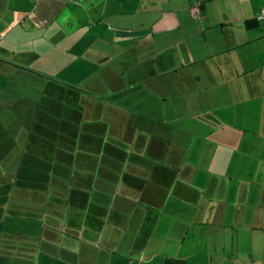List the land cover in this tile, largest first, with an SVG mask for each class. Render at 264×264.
I'll list each match as a JSON object with an SVG mask.
<instances>
[{"label": "crops", "instance_id": "obj_1", "mask_svg": "<svg viewBox=\"0 0 264 264\" xmlns=\"http://www.w3.org/2000/svg\"><path fill=\"white\" fill-rule=\"evenodd\" d=\"M263 9L0 0V264H264Z\"/></svg>", "mask_w": 264, "mask_h": 264}, {"label": "rangeland", "instance_id": "obj_2", "mask_svg": "<svg viewBox=\"0 0 264 264\" xmlns=\"http://www.w3.org/2000/svg\"><path fill=\"white\" fill-rule=\"evenodd\" d=\"M9 77H7L8 79ZM21 79V78H20ZM47 79H50V78H47ZM50 82H48V89H46L44 86L42 85H38L37 83L34 84L33 86H31V83H29L27 86L25 84H23L21 81H15L13 80L12 82V85H9V87H7L9 90H13L14 92V95H17V98H19V95L20 96H23V95H26L27 93H30L29 91H31L33 89V92H32V96L35 101H34V109L37 111H41L43 109H48L51 114H52V117H51V122L55 121L56 120V117H53L55 112L57 110H59V100L62 97V94H65L67 95V98L65 97V100H66V104H67V107L70 109V110H67L69 111L68 113H70V111L76 107V106H80L82 104H80V102L78 100H72V99H69V97L71 95H75L76 93H81L82 95L80 96H84V97H87V96H92V97H97L95 94L92 93V91L94 90L90 85H86V84H83V85H80V87H77V86H74V85H70V84H67V83H63L57 79H54V78H51V80H49ZM7 83H10L8 80H7ZM16 83V84H15ZM50 87V89H49ZM1 88H6V84H2ZM45 91H49V97L50 98V101L49 102H45L44 104L42 103V100L40 99V96H41V93L43 92V90ZM19 91H23V93H19ZM7 92L6 90H4V95L2 96L4 99L7 98ZM11 97V96H10ZM16 97V96H15ZM79 97V96H78ZM71 98V97H70ZM80 98V97H79ZM84 99V98H83ZM6 103H1L2 105H0V121L3 122V124H8L10 122V117L9 115L10 114H6L9 110V107H8V102H7V99L5 101ZM15 103V101H14ZM18 104L16 105L18 111H20V113L22 111H25V108L24 109H21V106H30L31 105V101H29L27 104H24V103H21V102H17ZM48 104V106H46ZM86 103H84L85 105ZM86 107V110L88 114L92 115L91 113L92 112H95V108H93L91 110V108H88L87 105H85ZM38 108V109H37ZM15 110V108H14ZM81 110H83L81 108ZM25 113V112H24ZM70 118V117H69ZM20 122L22 121L23 122V119L22 118H19ZM38 122V120H37ZM90 122H92V118L90 116V118H84L82 119V121H78V126L80 127H87L89 126ZM79 127V128H80ZM25 151L23 149H21L20 147V153H19V158L20 160L24 161V158L27 157L25 156ZM11 167L10 165H7V166H4L3 170L4 172L7 171L8 173L11 171Z\"/></svg>", "mask_w": 264, "mask_h": 264}, {"label": "built area", "instance_id": "obj_3", "mask_svg": "<svg viewBox=\"0 0 264 264\" xmlns=\"http://www.w3.org/2000/svg\"><path fill=\"white\" fill-rule=\"evenodd\" d=\"M33 2H38L39 0H32ZM200 8H201V3L195 5V7L192 8V14L194 17H196L198 15V13L200 12ZM258 18L260 20L264 19V9L260 12Z\"/></svg>", "mask_w": 264, "mask_h": 264}, {"label": "trees", "instance_id": "obj_4", "mask_svg": "<svg viewBox=\"0 0 264 264\" xmlns=\"http://www.w3.org/2000/svg\"><path fill=\"white\" fill-rule=\"evenodd\" d=\"M201 5H202V3H201ZM49 80H51V79H49Z\"/></svg>", "mask_w": 264, "mask_h": 264}]
</instances>
